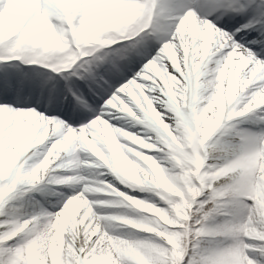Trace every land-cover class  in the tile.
I'll return each instance as SVG.
<instances>
[{"label": "clouds", "instance_id": "clouds-1", "mask_svg": "<svg viewBox=\"0 0 264 264\" xmlns=\"http://www.w3.org/2000/svg\"><path fill=\"white\" fill-rule=\"evenodd\" d=\"M155 6L156 0H35L12 38L0 34V50L25 64L67 72L151 28ZM108 8L116 10L104 11ZM169 24H175L173 41L183 40L193 27L190 17L178 24L172 18ZM197 27L203 31L206 26ZM173 41L166 48L178 64L182 45ZM234 52L214 68L205 66L195 98L168 75L163 88L156 85L160 95H149L156 90L149 85L139 91L135 109L140 114L113 103L108 107L114 111L77 130L29 109L34 115L26 113L7 132L0 129V172L19 166L33 186H83L55 216L12 221L13 229L0 234V245L23 235L3 264H75L73 245L81 235L85 246L91 245L89 264H182L193 241L203 254L190 264H256L250 253L264 248V139L255 141L243 129L223 143L214 139L221 129H235L237 118L264 107V63L246 55L247 50ZM196 54L200 56L199 50ZM163 68L167 74V66ZM137 125L143 127L133 130ZM109 174L133 191L159 199L128 195L108 181ZM252 191L253 205L238 206V200L253 199ZM193 221L200 225L195 231ZM206 236L221 237V246L201 239Z\"/></svg>", "mask_w": 264, "mask_h": 264}, {"label": "snow or ice", "instance_id": "snow-or-ice-1", "mask_svg": "<svg viewBox=\"0 0 264 264\" xmlns=\"http://www.w3.org/2000/svg\"><path fill=\"white\" fill-rule=\"evenodd\" d=\"M14 2L15 0H0V15L8 14ZM186 17L192 18L191 31L183 40L173 41L175 24L170 25L169 21L175 18V23L178 24ZM198 24L205 25V29L201 31L197 27ZM16 32L17 29H14L6 39L12 38ZM169 41L182 45L178 64L174 57L168 55L166 45ZM198 50L200 56L196 54ZM234 50H239L241 53L247 50L246 55L264 63V0H156L153 26L147 31L135 35L132 39L124 40L96 59L85 58L88 63L81 61L70 71L58 73V78L46 77L41 85L42 89L46 90V94L42 92L40 101L46 107L40 110L20 107L17 103H13L10 93L18 88V82L4 69L5 76L0 86L3 90V96L0 97V129L7 132L22 120L26 113L34 115L27 110L36 109L37 112L44 113L43 119L60 118L67 121L68 126L78 130L87 126L97 116L114 111L108 107L113 103L122 102L135 109L139 91L144 89L145 85L156 89V85L159 84L160 88H163L168 75L179 80L188 90L189 96L195 98L198 95L197 77H200L205 66L214 68L217 61L230 60L236 54ZM14 55L10 51L0 50V65H11L12 62L24 63L14 58ZM197 64L200 65L199 69L196 68ZM165 65L167 74H158L156 67ZM248 71L249 73L254 71L251 65ZM254 90L250 89V91ZM148 94L160 95V90L149 91ZM156 107L160 111H166L159 104ZM249 113L256 117L252 121L253 127L240 128L237 123H233L236 128H224L221 136L230 134V137H235L237 132L243 129L242 134H247L255 141L264 139V136L257 135L264 133V107L255 108L239 118H244ZM168 116L171 117L172 113L169 112ZM104 118L109 117L105 115ZM168 122L172 123L173 120L169 119ZM218 139L223 143V140ZM3 140L4 137L0 136V143H3ZM50 144L51 141L49 146ZM82 187L71 191L63 189L53 191L51 195L57 197L56 203L53 204L47 199L48 193L43 188L33 186L23 179V170L17 166L11 170L7 179L0 180V234H7L13 229L12 221L19 220L22 224L24 221L37 222L44 217L55 216L64 207L68 197L81 191ZM249 194L253 199L238 200L237 205L240 207L253 205L256 193L252 191ZM24 196H27L30 204L39 211L31 213L21 211L22 205L17 206L16 201ZM200 199L203 200L204 197ZM97 211L101 210L97 208ZM196 228H200V225L194 224L193 231ZM80 231L82 233L83 228ZM22 235L23 233L0 245V264L8 260L11 249L17 247ZM139 235L156 239L153 235L140 233ZM95 239L96 237H93V241ZM201 239L212 241L214 248L218 249L221 246L219 243L221 237L206 236ZM194 243L196 242L193 241L188 245L182 264H190L194 256L198 253L203 254L202 249L193 246ZM67 244L72 245L70 237L67 238ZM73 251L78 258L75 264H89L91 245L85 246L83 235L79 242L73 245ZM250 256L256 264H264V248L251 252Z\"/></svg>", "mask_w": 264, "mask_h": 264}, {"label": "rangeland", "instance_id": "rangeland-1", "mask_svg": "<svg viewBox=\"0 0 264 264\" xmlns=\"http://www.w3.org/2000/svg\"><path fill=\"white\" fill-rule=\"evenodd\" d=\"M22 1L21 0H17L16 4L19 7H14V9L16 10L14 12V15H11V17H7V19L5 20L4 23L0 24V34H8L10 35L14 29H16V25L18 23H21L20 18L21 16L25 17L27 19V17L31 14L33 7H34V3L35 0L32 1V7L31 8H23L22 6ZM15 23V24H14ZM11 66L13 67V72L12 74L14 75L15 79H20L21 76L23 75H27L30 73H33L32 76L33 77H48V76H57L58 74H55L51 68L45 67L43 65H39V64H35V65H30V64H24L22 62H12ZM158 74H166L164 72V68L158 66ZM59 77V75L57 76V78ZM1 86V85H0ZM21 101L24 102L26 101V96H21ZM31 105V104H30ZM138 114L139 110L135 109ZM256 119V117L253 116L252 113H249L246 115V117L242 118L239 121H235L232 123H237L238 127L240 128H250L253 127V123L252 121ZM240 121H243L242 123H240ZM139 130L143 127L142 125H138ZM223 129H221L220 131H218V133L216 134V137H214V139L216 138H220L223 141H226L227 139L230 138V134L228 135H224L221 136V132ZM5 174L6 172H0V180L5 179ZM108 176H111L116 182H118L120 184V186L115 183L113 184L117 189H119L122 192H125L128 195H132L134 197H138L141 199H154V200H158V197H153L151 193L148 192H141L139 190L133 191L132 189L126 187L125 185L121 184L114 176H112L111 174H109ZM37 187H41L44 189V191L46 193H48L47 199L51 202V203H56L57 201V197L51 195V193L53 191L56 190H60L63 187L61 185H56V184H52V183H41L39 185H37ZM64 190V189H63ZM18 202H21L19 206L22 205L21 207V211H26V212H33V211H39V209L34 208L30 202L27 199V196L24 197H20L17 201L16 204H18ZM161 206H163V204L161 203ZM131 231H137L135 229H130ZM141 235H152V234H145V233H140ZM37 264H39V261H37ZM95 264H106L105 261L103 260H98L95 262Z\"/></svg>", "mask_w": 264, "mask_h": 264}, {"label": "bare ground", "instance_id": "bare-ground-1", "mask_svg": "<svg viewBox=\"0 0 264 264\" xmlns=\"http://www.w3.org/2000/svg\"><path fill=\"white\" fill-rule=\"evenodd\" d=\"M22 2V5H20V6H22L23 8H31L32 7V1L33 0H21ZM16 2H17V0H15V2L10 6V8H11V10H10V12L8 13V14H6V15H0V24L1 23H4L5 22V20L7 19V17H11V15H14V12L16 11L15 9H14V7H19V6H17V4H16ZM112 10H116V9H113V8H108V9H104V11H112ZM26 18L25 17H23V16H21V18H20V21L22 22L23 20H25ZM15 24V23H14ZM19 24L20 23H18L17 25H16V29H17V27L19 26ZM168 55L170 56V57H174V53L171 51V50H169L168 51ZM156 71H157V73H158V66L156 67V69H155ZM41 83H39V84H37L36 86H40V87H38V88H36V91L37 92H42L43 91V89L41 88ZM20 87L21 86H18V88L16 89V90H18V89H20ZM42 107H44V106H42ZM37 110H40L39 108L37 109ZM42 114H44V113H42ZM242 118H237V120L236 121H239V120H241ZM233 122H235V121H233ZM133 130H135V131H139V127H138V125H137V127H136V129H133ZM223 131V130H222ZM17 143H19V140H17ZM149 154H151V155H156V153L155 152H150ZM10 172H11V169L9 168L8 170H7V172H6V174H5V179H7V177H8V175L10 174ZM107 179H108V181L109 182H111L112 184H115V183H117L119 186H120V184L118 183V182H116L111 176H107ZM116 185V184H115ZM63 188L62 189H64L65 191H71V187H69V186H67V185H61ZM82 187V185L81 186H79L78 188H81ZM98 196H99V199H102V200H110V199H112V197L111 196H109V195H107V194H98ZM95 197H93V196H89V199H94ZM159 199V198H158ZM102 212H112V211H115V209H111V208H102V209H100Z\"/></svg>", "mask_w": 264, "mask_h": 264}, {"label": "trees", "instance_id": "trees-1", "mask_svg": "<svg viewBox=\"0 0 264 264\" xmlns=\"http://www.w3.org/2000/svg\"><path fill=\"white\" fill-rule=\"evenodd\" d=\"M19 205H20V202H18L17 206H19Z\"/></svg>", "mask_w": 264, "mask_h": 264}]
</instances>
